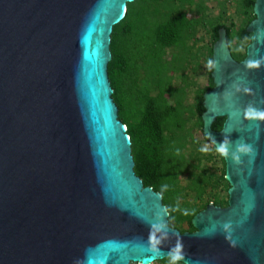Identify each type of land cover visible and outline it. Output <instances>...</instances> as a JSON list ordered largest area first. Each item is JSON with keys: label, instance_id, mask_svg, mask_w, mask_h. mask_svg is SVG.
I'll return each instance as SVG.
<instances>
[{"label": "water", "instance_id": "obj_1", "mask_svg": "<svg viewBox=\"0 0 264 264\" xmlns=\"http://www.w3.org/2000/svg\"><path fill=\"white\" fill-rule=\"evenodd\" d=\"M131 1L0 0V264H264V0L244 59L224 29L213 45L203 132L227 144L229 197L194 231L136 174L112 97L111 32Z\"/></svg>", "mask_w": 264, "mask_h": 264}, {"label": "trees", "instance_id": "obj_2", "mask_svg": "<svg viewBox=\"0 0 264 264\" xmlns=\"http://www.w3.org/2000/svg\"><path fill=\"white\" fill-rule=\"evenodd\" d=\"M233 2L234 13L224 2L213 13L207 0H134L111 32L107 71L118 117L131 139L134 170L145 186L160 192L169 223L181 231H194V215L209 203L228 205L226 162L203 132L202 114L205 92L214 86L213 45L221 30L237 61L244 59L251 41L248 25L256 17L255 0ZM203 29L209 40L200 45L207 39L200 34ZM200 57L205 60L203 85L183 77L176 85L173 73L191 61L200 66ZM188 85L194 87L193 101L185 104ZM193 116L195 122L187 127ZM224 119L216 117L212 129L220 130ZM195 128L199 141L190 132ZM155 262L184 264L169 257Z\"/></svg>", "mask_w": 264, "mask_h": 264}, {"label": "rangeland", "instance_id": "obj_3", "mask_svg": "<svg viewBox=\"0 0 264 264\" xmlns=\"http://www.w3.org/2000/svg\"><path fill=\"white\" fill-rule=\"evenodd\" d=\"M217 1H219V2L216 3L215 0H207V3L212 8L211 10H213V13L217 12V10L221 6L222 2H224L226 4L229 3L230 6L227 9L231 13H234V2H233V0H229V1L228 0L227 1L226 0H217ZM200 34H202L204 37H207V39L204 38V41L200 43V45H201L202 43H206L207 40H209V35L204 31V29L200 31ZM198 46H199V44H198ZM199 63H200V66H197L196 63H193V61H191L189 66L184 67L183 69H181V71L177 70L176 73H173V75H174L173 76V82L176 85H181L182 84L181 83V79L183 77L185 79V82L186 81L196 82V85L199 86V87L201 85H203V83L205 81V74H204L205 60H204V58L200 57ZM181 75H183V76H181ZM193 92H194L193 85L192 86L188 85L187 90H186L185 100H184L185 104L192 103V101H193ZM195 120H196L195 116L191 117L187 121V127L193 125ZM190 132L193 135V137L195 139H197V141H199V138L201 137L200 131H198L197 128H195V129H190ZM202 152L203 151H201L200 153H202ZM202 156H203V153H202ZM202 161L205 163L204 160H202ZM219 166H220V164H219ZM218 191H219L220 194L224 193V190H222V189H219ZM173 222L176 223L174 220H173ZM178 226L185 227L186 223L185 222H180V223H178ZM150 264H159V263L153 261Z\"/></svg>", "mask_w": 264, "mask_h": 264}, {"label": "clouds", "instance_id": "obj_4", "mask_svg": "<svg viewBox=\"0 0 264 264\" xmlns=\"http://www.w3.org/2000/svg\"><path fill=\"white\" fill-rule=\"evenodd\" d=\"M238 151L241 153H250L252 152V148L250 145H240L238 147ZM220 152L224 155H227V144L224 143L222 147H220Z\"/></svg>", "mask_w": 264, "mask_h": 264}]
</instances>
